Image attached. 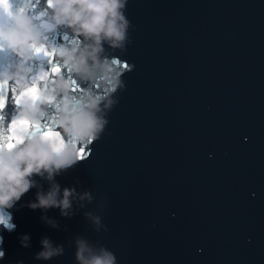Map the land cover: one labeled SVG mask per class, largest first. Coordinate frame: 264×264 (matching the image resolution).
I'll use <instances>...</instances> for the list:
<instances>
[{
  "label": "water",
  "instance_id": "obj_1",
  "mask_svg": "<svg viewBox=\"0 0 264 264\" xmlns=\"http://www.w3.org/2000/svg\"><path fill=\"white\" fill-rule=\"evenodd\" d=\"M126 11L135 67L91 157L58 177L104 195L108 231L79 212L52 229L21 208L33 247L6 232L5 260L40 264L41 232H84L121 264H264V0H129ZM2 111L7 121L10 102ZM71 262L66 245L48 264Z\"/></svg>",
  "mask_w": 264,
  "mask_h": 264
},
{
  "label": "clouds",
  "instance_id": "obj_2",
  "mask_svg": "<svg viewBox=\"0 0 264 264\" xmlns=\"http://www.w3.org/2000/svg\"><path fill=\"white\" fill-rule=\"evenodd\" d=\"M128 4L129 0H20L14 5L13 0H0L4 264H27L22 256L5 260L6 232H15L21 248L33 247L32 233L17 231L15 213L21 208L38 210L39 221L52 229H61V218L79 212L95 232L108 231L102 215L104 195L98 197L78 180L62 183L58 177L91 157L92 145L105 131L108 113L126 87L124 74L135 67L123 55L134 27ZM9 102L11 116L5 121L2 110ZM93 201L99 210L88 207ZM52 209L55 215L50 214ZM37 245L31 256L40 264L63 256L66 245L72 248L71 264H121L113 248L84 232L64 240L41 232Z\"/></svg>",
  "mask_w": 264,
  "mask_h": 264
}]
</instances>
